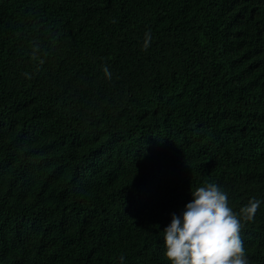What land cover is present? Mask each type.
Returning a JSON list of instances; mask_svg holds the SVG:
<instances>
[{
	"label": "trees",
	"instance_id": "trees-1",
	"mask_svg": "<svg viewBox=\"0 0 264 264\" xmlns=\"http://www.w3.org/2000/svg\"><path fill=\"white\" fill-rule=\"evenodd\" d=\"M205 182L264 264V0H0V264H170Z\"/></svg>",
	"mask_w": 264,
	"mask_h": 264
},
{
	"label": "clouds",
	"instance_id": "clouds-1",
	"mask_svg": "<svg viewBox=\"0 0 264 264\" xmlns=\"http://www.w3.org/2000/svg\"><path fill=\"white\" fill-rule=\"evenodd\" d=\"M151 40L149 30L143 42L145 51ZM38 51L34 47L32 56L42 65L44 60L36 55ZM102 71L105 78H112L107 65ZM190 193L191 201L179 215L172 214L170 224L162 231L164 255L170 264H248L241 232L254 220L261 201L250 199L236 212L229 206L228 193L215 183L205 182L195 190L190 188Z\"/></svg>",
	"mask_w": 264,
	"mask_h": 264
}]
</instances>
